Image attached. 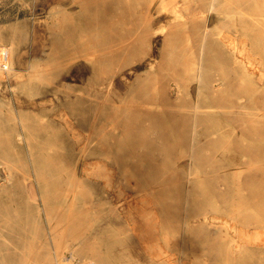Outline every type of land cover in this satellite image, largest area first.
<instances>
[{"label": "rangeland", "instance_id": "rangeland-1", "mask_svg": "<svg viewBox=\"0 0 264 264\" xmlns=\"http://www.w3.org/2000/svg\"><path fill=\"white\" fill-rule=\"evenodd\" d=\"M236 1L246 5L251 0L222 4ZM85 2L90 6L86 19L91 25L86 46L84 50L71 46L63 56L58 33L68 14L61 6L57 11V7L62 4L76 11L83 2L0 0V210H6L0 220V264H45L38 254L61 259L60 263L64 256L73 255L67 262L84 264L88 260L85 250L93 246L101 248L112 264H264V188L252 187V179L264 180V157L260 158L259 149L264 140L249 137L253 135L249 128L252 117H257L253 113L264 119L263 107L254 108L264 102V51H250L258 60L254 69L248 66L255 83L230 61L207 63L206 85L222 95L220 100L215 99L213 110L217 117L229 120L227 135L219 144L205 140L200 137L205 125L199 124V140L192 146V105L188 108L187 103L192 104L190 97L197 101V83L190 81L189 54L185 53L184 70L178 74L175 64L180 62L179 57L169 55L185 46L186 36L177 24L183 18L172 17L175 2L182 14L186 13L185 0H164L163 4L161 0ZM150 16L152 23L147 21ZM217 21L222 23L213 16L208 23ZM20 25L16 34L15 28ZM110 27L116 41L121 38L129 44L127 52L110 62H93V71L88 59L95 61L101 55L106 45L102 41L109 36L105 31ZM222 31L230 30L223 26ZM141 37L149 39L144 43ZM5 62L13 63L16 70L2 67ZM79 73L82 77L77 76ZM170 83L180 89L182 105L174 107L176 117L169 114V129L165 128L168 132L161 139L157 137L164 134L155 124L151 102H164L166 93H172ZM66 86L81 91L70 92ZM161 87L167 88L165 95ZM129 105L139 108L131 112L121 108ZM18 130L24 134L26 148L16 145ZM158 139L163 143L160 147ZM4 146L13 152L9 157L1 154ZM22 150H27L25 157ZM160 150L169 153L163 155ZM42 154L50 161L47 166L54 167L62 177L61 183L50 186L49 194L43 193L38 184L41 181L47 185L45 176L37 178L31 170L38 166L33 160L41 159ZM204 156L210 164L203 162ZM76 160L79 177L78 170L74 171ZM221 164L225 169L214 173L216 179L208 168L218 169ZM8 166L13 167V175L5 182ZM101 169L111 176V185L105 186ZM73 176L79 179L76 183ZM223 179L225 182H220ZM23 181L35 199L28 196ZM13 183L19 187H11ZM218 188L227 189L226 194L216 192ZM187 190L196 191L200 198L204 195L205 201H200L203 209L189 207ZM77 194L82 204L71 203L70 199L77 200ZM64 197L68 203L61 202ZM110 200L132 209L135 219H118ZM129 202L138 204L133 209ZM11 213L24 216L26 231L20 242L8 232L11 223H5ZM204 214L210 218V225L201 228ZM184 215H193L195 220L181 238ZM13 226L20 230V224ZM206 233L219 243L206 245ZM218 244L222 246L219 250ZM12 254L20 259H12Z\"/></svg>", "mask_w": 264, "mask_h": 264}, {"label": "bare ground", "instance_id": "bare-ground-1", "mask_svg": "<svg viewBox=\"0 0 264 264\" xmlns=\"http://www.w3.org/2000/svg\"><path fill=\"white\" fill-rule=\"evenodd\" d=\"M109 1L112 4L114 3V0H109ZM163 1L164 0H161V4L164 3ZM223 1H227V0H185V6L182 5V6H184V10L186 12L184 15L181 12L182 9L180 7H178V5H177L178 2L177 3L175 2L174 6L172 7L173 19L183 18L181 21L179 20L177 22V24L183 28L182 33L184 36H186L185 43H184L185 46L182 49L177 50V51L172 50L169 54L170 58L179 57L178 61H180V62L178 64H175L178 66V70L175 71V74H178L184 70L183 63H185V60H184V58L186 57L185 53L189 54V56L187 58L189 61V64H187V65H189V73H190L189 75L191 77L190 81H195L197 83V85H196L197 101H195V97H190L189 101L192 104L187 103L188 108L192 105L191 106L192 109L189 111L190 113L193 114V118L191 119L192 124H191V129H190V133H191L190 142H191L192 146L195 145L194 144L195 141L199 140L197 135H196L197 125H199V124L205 125V129H203L202 132L200 133V137L205 138V140H213L214 142L219 144L220 140H224L223 136L227 135V133L225 132V127H226V125H228L229 120L226 117H223L221 115L219 117H217L216 116L217 111L213 110L216 107V104L214 103L215 99H217L219 97V100H220L222 98L221 97L222 95L216 94L217 89H215L214 87H209L206 85L207 73H206L205 69H206L207 63H209V62L210 63H217V62H220L223 60H226V62L230 61L231 63H234L237 65V67H238V69L242 75L248 77V79L250 81L255 83V80L253 78V73L250 72V70L248 69V66L251 65L252 67L253 66L256 67V63H258V60L253 55L250 54V51H253V52H256V51L257 52H263L264 51V0H251L246 5H243L242 3H240V2L238 3V1H236L235 3L233 2L234 5L232 3V5H228V6L223 5L222 4ZM74 2L79 3V4L81 2H83L82 4H80L81 5L80 9L75 11L74 9H70V7H67L66 5H62V4H59L57 7V11L59 10V8L61 6L64 13L66 15L68 14V16H66V18L64 20V23L61 27V30L58 33L59 43L62 47L63 56H65L66 52L69 50V48L71 46L76 45L79 47V49L84 50V48L86 46L85 43H86L87 30H88V27L89 28L91 27L90 22L88 21V23H87V19H86L89 17V14H86V10H88L90 6L88 4H86L85 0L84 1L83 0H74ZM211 14H214L213 16H217L219 18V20H222V23L220 21H219V23L217 21V22L213 23L212 25L210 23H208L210 18L213 17V16H211ZM146 20H145V22H147V21L149 23L153 22V18L151 16L148 17L147 21ZM21 26L22 25L16 26V28H15L16 34L18 31H20ZM223 26L228 28L230 31L229 32H223L222 31ZM96 33H98V32H96ZM105 33H108L109 36L106 40L102 41L103 42L102 44L103 45L106 44V45L101 49V55H99L97 57V59L95 58V61L91 58L88 59L90 63L92 62L93 71L96 69V66L94 65V63H96V61H98V63H100L102 61H104V62L109 61L110 62L114 58L118 57L121 53H124V52L126 53L127 52V46H129V44L123 42L121 38H119L120 41H116L117 39H115L112 36L113 34H112L111 27L109 28V30H106ZM148 39L149 38H147V37H141V40L144 43L147 42ZM115 43H118L119 45H114ZM115 46H118V47L115 49L114 48ZM180 52H183V53L180 54ZM95 56H97V55H95ZM12 64H11V62H9L7 64L5 62L2 67L12 71V68H13ZM32 67L33 66L30 65V68H32ZM254 67H253V69H254ZM150 68L152 69L153 65H151ZM13 70L15 71L16 69L13 68ZM77 76L82 77V74L79 73V74H77ZM170 84L173 86L171 89L172 93H170L171 95L169 96V94L166 93V96H164L165 97L164 102H161L158 99H155L153 102H151V105L154 106L155 111L149 110L156 115L155 124L159 125L158 128L160 131H162L161 134H164L163 136L157 137V138H161V139L164 138V136L168 132V131L167 132L165 131V128H167L166 126L168 124H170V122H171V116L169 114H171L172 116H175V114L172 112H174L177 108H174V107L175 106L181 107V105H182L181 104L182 100L180 99V96H179L180 89L176 86V83H170ZM108 85H110V84H108ZM260 86H262V84ZM66 88L69 89L70 92H74V91L80 92L81 91V88H78V87L74 88L71 86H66ZM258 88H259V86L255 87L256 90ZM166 89H167L166 87H161V90L163 91V95H165ZM262 100H263V98H262ZM263 104H264V102L261 104H259V103L255 104L254 108H259L261 105V108L263 107V109H264ZM121 108L123 110H125L126 112H131V111L139 108V106L138 105H133V106L129 105V106H123ZM253 114L257 117H254V118L252 117V120H253L252 125H250V123H248L250 125L249 128H251L252 132H253V135L249 136V137L252 140L256 139L257 141L260 142V141L264 140V119L259 117L260 114L258 112H254ZM165 117H167V118H165ZM173 121H175L174 118H173ZM242 121L246 122L245 118H243ZM189 123H190V120H189ZM189 123H188V126H189ZM171 128H170V131H172V129H173V128L172 129ZM167 129H169V128H167ZM15 139L17 142L16 145H18L19 148L23 149L25 147V145H24V143H22L24 141V134H23L22 130H18ZM160 145L162 146L163 143H160L159 139H158L157 147H160ZM206 147H208V146L206 145ZM259 149L262 150L261 151L262 155H260V158L264 157V146L259 147ZM160 151L162 152L163 155H167L169 153V151H164V150H160ZM1 152H2L1 153L2 156L4 154L7 157L12 155V153H13V152H11V148L6 147V146H4V148L1 149ZM21 153H23L24 157H25L27 150H22ZM21 153L17 152L16 155H21ZM78 155H80V152ZM40 158L41 159H39V160H35V161L33 160V162L38 164V166H37V168H33L31 170L34 172V174L37 178H39V177L43 178V176H45L44 179L47 182L46 183L47 185H44V183H42L41 181L38 182V184L40 183V187H41L40 189L43 191V193L45 192V193L49 194L51 192L50 186L54 187L58 183H61L62 177H61V174L55 172L56 169L54 167L47 166V163L50 161L48 159H46L43 154L41 155ZM203 162L206 165H208L211 163V160L209 158H207L206 156H204ZM78 163L79 162H77V160L74 162V165H75L74 171L78 170V173L76 175L79 177L80 176L79 173L81 171H80V168H78ZM230 164H235V163L232 162ZM132 166H133V168H135L136 167L135 163H133ZM224 169H225V167L222 164L219 166L218 169H215V168L210 166L208 168V172H209V174L213 175L216 179H218V177H216L214 175V173H216V171L221 172ZM4 171L6 172L5 173L6 177H4V181L8 182V178L13 175V167L8 166V168H6ZM99 174H101L102 176H104L106 178L105 186L111 185V180H110L111 176L110 175H109L110 177L108 175H106V173L103 172V169H101L99 171ZM77 176H73V182L74 183H76V181L79 180ZM196 177H197V175H196ZM223 177L226 180L227 174L223 175ZM224 179L221 181L219 180V181L224 183L225 182ZM96 180H98V179H96ZM176 183H178L179 186L181 185V182L179 181V179L176 181ZM11 187H13L14 189H17L19 187V185L17 187V185H15L13 183V184H11ZM23 187L26 191H28V193H29L28 196L30 198L35 199V197L29 192L28 184L26 181H23ZM178 187L176 189H177V191H180V189ZM252 187H254V188L262 187V190H263L264 180L252 179ZM218 190L222 194H226V192H227V189L218 188V189H216V192ZM180 194L181 193H178L175 196V198H174L175 201L178 200ZM186 195L187 196H186L185 201L187 202V204L189 205L190 208H195V209H199V210L204 208V203L201 204V202H200L201 200L205 201L206 198H204V195H202L203 197L200 198L197 195L196 191L190 193L188 190H187ZM119 196H122V195L120 194ZM205 196L207 197V195H205ZM76 197H77V200H75V197L70 199L71 203L82 204L81 203V199H82L81 195L79 196V194H77ZM61 202L62 203H68L69 199L67 197H64L61 199ZM109 203L115 205V206H112L113 207L112 210H114L116 212V217L118 219L123 218V220H125L126 222H128V220H134L135 219L133 217L132 209H129V208L126 209L125 207L121 206L122 202H120V204L119 203L117 204V203H114L113 201L110 200ZM137 204H138L137 202H135V203L129 202V205L130 206L132 205L133 209L136 208ZM5 213H6L5 209L0 210V220H2L4 218ZM75 218H78V215ZM208 218L209 217L204 214L202 216V220H201L199 227L203 228V227L210 225V221L208 220ZM193 220H195V217L193 215H191L188 218H186L185 215L183 216V218L181 219V225H183V227H182L183 233L181 232V238H182V235L186 233V231L188 229L187 227L189 226V224ZM5 223L7 226L9 225V223H11V228L8 227L10 229V230H8V232H9L10 236H12V238L15 242H20L22 240L20 236L24 235V230H25V228H24L25 227L24 216H22L21 213L20 214L19 213H11V214H9V217L6 219ZM13 224H17V225L20 224L21 225L20 230L14 229L13 227H15V226H13ZM146 226H149V225H146ZM137 228L138 227L136 226V229ZM232 231L228 232V235L230 236V238L234 237ZM137 233L139 235L142 234V232H140L138 229H137ZM247 235L248 234H246V236ZM203 238H204V243L206 245H209L210 243H212L214 246L215 243L216 244L219 243V241L216 238L210 236L209 233H206L203 236ZM169 240H170V238H169ZM221 247L222 246L218 244L217 250H219ZM162 250H164V249H162ZM85 254H86V257L88 260L84 264H112L109 256L102 254L101 248H99L97 246H93V247H90V249L85 250ZM36 256L42 257L45 264H50V263L51 264H54V263H56V264H73L72 262H67V260L70 258L69 256H64L62 258L61 263H60L61 259L51 260L52 258L43 256V255H39V254ZM10 257L12 259H20V256H18L17 254H12V255H10ZM72 258H73V255L71 256L70 259H72Z\"/></svg>", "mask_w": 264, "mask_h": 264}]
</instances>
